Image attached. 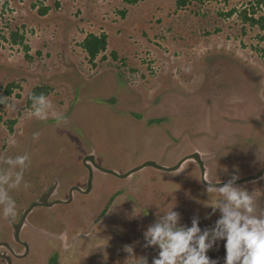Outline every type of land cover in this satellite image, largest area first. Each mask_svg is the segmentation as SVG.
I'll list each match as a JSON object with an SVG mask.
<instances>
[{"label": "rangeland", "instance_id": "1", "mask_svg": "<svg viewBox=\"0 0 264 264\" xmlns=\"http://www.w3.org/2000/svg\"><path fill=\"white\" fill-rule=\"evenodd\" d=\"M256 1L0 0V96L7 97L0 108V161L30 156L21 185L9 189L15 218L5 219L0 207V229L7 230L0 238L11 236V221L52 180L70 200L90 150L101 166L120 173L147 160L173 165L195 150L211 181L262 168L264 28L227 15ZM42 6H49L45 14ZM258 8L256 16L264 15V2ZM11 30L23 34V43L11 41ZM88 33L108 36L93 63L82 47ZM5 79L22 85L5 96ZM36 84L51 87L48 100L63 121L51 112L46 120L32 115L27 99ZM10 120H16L12 129ZM94 179L90 194L33 210L21 231L29 253L14 264H125L126 244L136 255L127 264H138L140 256L152 264L160 249L144 246V231L164 213L173 208L185 227L197 217L202 232L215 229L223 215L213 211L219 196L205 191L196 162L178 171L148 166L129 177L98 171ZM237 186L253 195L254 214L264 215V178ZM225 243L218 238L207 253L219 264H225Z\"/></svg>", "mask_w": 264, "mask_h": 264}, {"label": "clouds", "instance_id": "2", "mask_svg": "<svg viewBox=\"0 0 264 264\" xmlns=\"http://www.w3.org/2000/svg\"><path fill=\"white\" fill-rule=\"evenodd\" d=\"M260 99L264 100V94L260 95ZM31 100L32 115L36 118L46 120L51 112L52 118L57 122L65 119L62 113L53 109L51 101L44 94L32 95ZM0 103L7 106V97L0 96ZM33 136L38 138L39 133H34ZM8 142L14 144L15 140L10 137ZM26 162H30L28 154L7 157L0 161L12 165L13 168H19V171L15 172L0 168V207L5 219L16 216V202L9 194V189L21 185L23 171L28 166ZM238 179V175H233L221 186H217L219 183L211 182L206 176L202 179L206 184L205 191L208 194L217 193L219 196V199L211 204L214 212L219 209L223 214L216 222L215 229H204L202 232L197 217L192 219L191 227L179 225L180 213L173 211V208L150 225L144 231V246L158 245L160 249L158 255L153 257L152 264H219L207 253L214 247L218 238L224 237L225 264H264V215L254 214V197L247 189L236 185ZM23 186L25 189L29 187L26 182ZM25 224H28V221ZM22 238L20 235V239L25 240ZM123 250L130 254L128 259L136 256L130 244L124 245ZM20 253L17 251V254ZM27 255L28 253L25 256ZM138 264H148V258L138 257Z\"/></svg>", "mask_w": 264, "mask_h": 264}, {"label": "water", "instance_id": "3", "mask_svg": "<svg viewBox=\"0 0 264 264\" xmlns=\"http://www.w3.org/2000/svg\"><path fill=\"white\" fill-rule=\"evenodd\" d=\"M88 159L91 160L100 170H102L104 172L112 173L114 175H118L120 177H129L133 173H135V172H137V171H139V170H141V169H143L145 167H148V166H152V167H155V168H158V169H161V170H165V171H178V170H181V168L183 167L184 163H186L188 160H195L198 163V165L201 168V178L202 179L205 176L207 177V175H208V167H207V165L205 163V160H204V158L202 156V153L199 150H195V151L187 154L186 156L180 158V160H178L173 165L160 164V163H158L155 160H147L144 163H142L141 165H139L137 167H134L131 170H129L128 172H125V173H120L117 170L110 169V168H106V167H103V166L99 165L95 161V159L93 157V154L87 155L85 157V160H84L85 165L89 169H91V166L87 162ZM262 178H264V166L262 168H260L259 170H257L256 172H253V173L248 174V175L243 176V177H239V179L236 181V185H239V184H241L243 182H247V181L259 180V179H262ZM227 181H228V179H226V180H220V181H211V182H213V183H219V184H217V186H221L223 183H227ZM203 184L206 185L204 182H203ZM91 185H92V182H90V184H89V189L91 188ZM56 186H57V183L54 185V187L51 188V190H49L47 192H44L37 200H35L34 202H32L30 204V206L26 208V210L24 212L23 218L21 219V221L19 223L15 224V226H14V228L16 230V233H15L16 240H18L19 242H23L20 239V231H21L22 226L25 223H27V220H26L27 213H29L32 209H34L37 206L51 205L52 204V203H47V202H48L49 197H51L52 193L55 191ZM57 201L64 202V200H62V199H58L55 202H57ZM23 243L27 247L26 252H24L22 255H19V254H16L13 251L15 255L20 256V257L21 256L23 257V256H25L28 253V244H27V242H23ZM7 258H8V264H11V258L10 257H7Z\"/></svg>", "mask_w": 264, "mask_h": 264}, {"label": "trees", "instance_id": "4", "mask_svg": "<svg viewBox=\"0 0 264 264\" xmlns=\"http://www.w3.org/2000/svg\"><path fill=\"white\" fill-rule=\"evenodd\" d=\"M128 2L131 3H136L139 0H127ZM188 1L190 0H177V5L178 6H183L185 5ZM264 0H257L255 3L251 2L249 6H244L241 9L238 8H232L227 12V15H232L233 13H238L239 17L242 19L244 22H250L252 24H258L261 28H264V15H260L259 17L256 16V13L258 12V7L263 3ZM49 9V6H42L39 8L40 14H45ZM11 41L13 43H23V34H20L18 30H11ZM107 34L106 33H101V34H95V33H88L87 36L84 38L82 42V47L84 48L85 52L88 54L87 58L90 63H93L94 60L96 59L97 55L101 52L104 51L107 47ZM25 49L28 51V46H24ZM114 57H116V52H113ZM123 75V74H122ZM16 82H10L5 86L4 89V95L10 94L13 87H15L17 84ZM51 87H45V86H40L39 84H36L33 90L29 93L27 103L29 105H32V100L31 96L32 95H40L44 94L45 96L50 93ZM3 103H0V108ZM1 118V116H0ZM16 120H10V129H12V125L15 123ZM150 121H153V119H150Z\"/></svg>", "mask_w": 264, "mask_h": 264}, {"label": "flooded vegetation", "instance_id": "5", "mask_svg": "<svg viewBox=\"0 0 264 264\" xmlns=\"http://www.w3.org/2000/svg\"><path fill=\"white\" fill-rule=\"evenodd\" d=\"M89 154H93V157H94L95 161L97 162V159H96L97 155H96V153L90 150V152L88 153V155ZM190 161H192V163L196 162L195 160H188L187 162L190 164ZM87 162L90 164L91 169H89L85 165V171L82 172L81 175H80L81 179H78V181H76L74 183V185L71 186V188H70V192H71L70 198L71 199L68 200V196L65 197V198L60 197V188L59 187L61 185L60 186H56L55 191L52 193L51 197H49L48 202H47V203H52V204L51 205H46L47 207L56 206V204L58 205V203L67 204V203L71 202L72 199L75 196H77L78 194H81V195L90 194V192L94 189V185L93 184H94V180H95L94 179L95 173L98 172V171H102V170H100L91 160L88 159ZM187 166H189V165H187ZM90 182H92V185H91V188L89 189ZM56 183H54V180H52L51 181V184L49 185L48 189L45 192L51 190V188L54 187V185ZM38 196L40 197L41 196V193ZM38 198H35V200H37ZM58 199H62V200H64V202H60V201L55 202ZM35 208L32 209L29 213H27V215H26V220L27 221L29 219L30 214L33 212V210H35ZM25 210H26V208H24L20 212V214H19V216H18V218L16 220H14V221L12 220L11 221V223L14 226H15V224H17V223H19L21 221V219L24 216ZM28 224H29V222H28ZM25 226H27V224H25V225L22 226L21 231L24 229ZM1 230L2 231H6L5 233H7V230H6V227L5 226L4 227H1L0 231ZM21 231H20V235H21ZM5 233L4 234H1V238H0V264H8V258L7 257H10L11 258V264H14L15 263L14 262L15 260H18L19 261V260H21V258H23L22 256L21 257L20 256H15L14 252H16V254H17L16 246L19 245V244H21V253L19 255H22L27 250V247H26V245L23 242H27V244H28V253H29V242L26 241V240H23V242H16L15 241V233H16V230L12 226H10V234H11V236L7 237V235ZM59 238H62V236H59Z\"/></svg>", "mask_w": 264, "mask_h": 264}, {"label": "crops", "instance_id": "6", "mask_svg": "<svg viewBox=\"0 0 264 264\" xmlns=\"http://www.w3.org/2000/svg\"><path fill=\"white\" fill-rule=\"evenodd\" d=\"M26 73H24V76L26 77ZM3 77V76H2ZM45 79L48 77V76H43ZM44 79V80H45ZM6 81L5 82H7L8 80L7 79H5ZM23 80H24V78H23ZM22 80V82H23V86H24V81ZM17 81V80H16ZM11 82H14V81H11ZM44 81H42V83H43ZM8 84L10 83V82H7ZM15 84H17L16 85V87H21V85H22V83L20 82V81H17ZM35 87V85L32 87V88H30V92L33 90V88ZM14 88V87H13ZM52 90V89H51ZM12 92V91H11ZM29 92V93H30ZM9 95V94H8ZM49 95V96H48ZM48 95H46V97H47V99H48V97H51V94L49 93ZM5 96H7V95H5ZM153 120H156V119H153ZM150 122H152V121H150ZM154 122V121H153ZM254 172H256L255 170H254ZM208 174H209V170H208ZM221 180H223V179H221ZM255 181H257V180H255Z\"/></svg>", "mask_w": 264, "mask_h": 264}, {"label": "bare ground", "instance_id": "7", "mask_svg": "<svg viewBox=\"0 0 264 264\" xmlns=\"http://www.w3.org/2000/svg\"><path fill=\"white\" fill-rule=\"evenodd\" d=\"M207 178H208V175H207Z\"/></svg>", "mask_w": 264, "mask_h": 264}]
</instances>
